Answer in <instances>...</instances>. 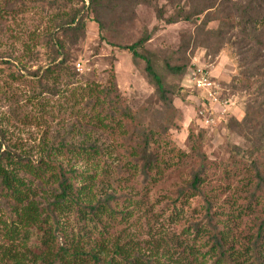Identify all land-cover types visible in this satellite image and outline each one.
I'll return each mask as SVG.
<instances>
[{
	"label": "trees",
	"instance_id": "trees-1",
	"mask_svg": "<svg viewBox=\"0 0 264 264\" xmlns=\"http://www.w3.org/2000/svg\"><path fill=\"white\" fill-rule=\"evenodd\" d=\"M41 1L46 0H36ZM86 2L90 5L83 13ZM50 4L66 13L44 43L48 67L32 72L44 91L40 97L45 93L59 97L60 82L69 88L82 79L72 49L86 37L89 22L98 24L106 42L109 22L132 21L137 8L146 6L159 22L187 23L196 30L193 37L184 36L186 48L171 54L149 48L158 27L145 28L132 45L110 43L131 54L134 64L145 63L154 95L140 113L130 109L114 75L105 87L94 83L79 87L82 92L61 105L67 117L50 115L61 119L63 129L54 133L56 144L45 140L32 158L3 151L6 135L0 127V264H264V0H51ZM192 43L210 50L215 58L226 52L237 65L234 82L250 94L244 118L230 119L227 125L248 144L232 150L233 169L227 178L236 199L230 208L206 190L210 165L203 152L204 131L191 133V155L171 144L164 156L158 146L168 135L169 123L163 121L169 122L166 116L176 111L174 99L183 97L182 87L169 79L181 82L186 77L189 63L179 56ZM0 66L15 67L2 60ZM51 79L54 87L48 85ZM143 116L154 119L159 129L145 125ZM103 137L113 145L100 144ZM113 156L116 166L108 161ZM188 161L189 182L158 197L159 211H149L148 236L138 237L133 232L136 214L140 216V208L167 174ZM106 179L116 187L101 195L99 186H107L102 184ZM121 185L136 186L139 192L122 190Z\"/></svg>",
	"mask_w": 264,
	"mask_h": 264
},
{
	"label": "rangeland",
	"instance_id": "rangeland-1",
	"mask_svg": "<svg viewBox=\"0 0 264 264\" xmlns=\"http://www.w3.org/2000/svg\"><path fill=\"white\" fill-rule=\"evenodd\" d=\"M50 3L51 0L39 3L36 0L32 2L0 0V60L12 62L15 66L12 68L0 66V127L6 135L3 151L11 150L31 158L37 154L39 146L45 140L56 144L53 136L63 129L62 123L61 119L55 120L50 115L55 113L67 117L68 115H63L61 105H66L70 96L82 92L84 88L80 89L81 87L93 83L105 87L115 75L118 88L133 112L140 113L142 109L149 107L154 88L146 78L145 63L139 60L137 65L134 64L131 54L114 49L110 43L132 45L141 37L145 28L153 30L158 27L149 48L171 54L184 46L186 48L184 36L191 38L196 30L194 25L187 23L166 25L159 22L154 10L146 6L137 8L132 21L121 25L109 22L106 42L101 40L98 24L94 21L89 22L86 37L72 49L75 58L73 64L82 79H78L76 84L69 88L64 86L65 82H60L59 97L48 93L40 97L44 91L40 88L38 79H32V72L48 67L49 54L44 43L54 32L56 21L66 13L64 8L52 7ZM163 3L162 1L161 4ZM81 5L82 3L80 5L76 3L77 8ZM89 5V2H86L87 9L83 13L87 12ZM89 15L91 19L96 17L93 12ZM182 57L189 63L186 77L181 82L171 77L169 80L174 85L182 87L183 97L174 99L176 111L166 116L169 122L163 121L169 123L168 135L159 140L158 146H161L164 156L168 155L171 144L191 155L193 154L191 133L198 135L204 131L203 152L210 165L206 190L216 201L230 208L233 199H236L233 192L228 189L231 180L227 178V174L233 169L232 150L235 146L247 148L248 144L244 138L228 129L227 125L230 119L244 118L250 94L242 91L240 86H237L239 84L234 82V78L239 76L237 65L229 59L226 52L215 58L210 50L196 47L192 43L186 54L180 55L179 59ZM197 68H205L210 73L217 86L219 101L195 88L191 80V70ZM53 81L51 79L48 82L50 87L55 86ZM41 99H45L46 102L41 103ZM143 117L145 125H154L155 129L160 127L159 124H154L156 122L154 119ZM72 123L75 124L76 121L73 120ZM99 141L104 146L113 145V141L107 137ZM113 157L105 159H109L111 164L115 162L116 166L118 162L114 160L115 156ZM116 169L112 170L113 176H116ZM190 171L188 161L185 166L167 174L166 179L154 189L146 205L140 208V216L137 217L136 214L133 232L138 237L148 236L147 219L151 215L149 211H153L154 208L159 211L160 204H155L158 197L185 186L189 182ZM102 184L107 186H99L101 195L111 191V187H116L112 179H106ZM121 188L134 191L133 194L139 192L136 186L121 185Z\"/></svg>",
	"mask_w": 264,
	"mask_h": 264
},
{
	"label": "built area",
	"instance_id": "built-area-1",
	"mask_svg": "<svg viewBox=\"0 0 264 264\" xmlns=\"http://www.w3.org/2000/svg\"><path fill=\"white\" fill-rule=\"evenodd\" d=\"M191 80L198 91L205 93V95L208 94L215 101H219L216 93L217 86L205 68L191 70Z\"/></svg>",
	"mask_w": 264,
	"mask_h": 264
}]
</instances>
